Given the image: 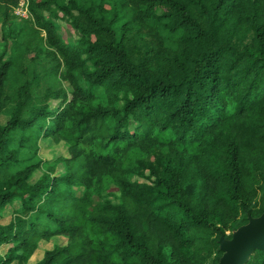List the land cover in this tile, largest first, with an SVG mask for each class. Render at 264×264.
Masks as SVG:
<instances>
[{"label": "trees", "instance_id": "trees-1", "mask_svg": "<svg viewBox=\"0 0 264 264\" xmlns=\"http://www.w3.org/2000/svg\"><path fill=\"white\" fill-rule=\"evenodd\" d=\"M18 3L0 0L4 22ZM30 8L0 55V116L14 107L0 123V209L22 203L0 225V264H32L55 236L67 244L35 264H218L220 238L264 213V0ZM43 137L67 156L44 162ZM113 188L119 202L96 201Z\"/></svg>", "mask_w": 264, "mask_h": 264}, {"label": "rangeland", "instance_id": "rangeland-1", "mask_svg": "<svg viewBox=\"0 0 264 264\" xmlns=\"http://www.w3.org/2000/svg\"><path fill=\"white\" fill-rule=\"evenodd\" d=\"M17 7L14 8V10L11 12V18L4 22L3 19H5V15H3L2 12H0V55L7 60L11 57L12 54L6 51H12L14 49V38L9 34L10 27H30L32 24L33 16L31 8L29 9V18H25L22 13H20L17 9ZM19 13V14H18ZM21 14V15H20ZM23 15V16H22ZM63 13H59V17L56 18L57 24L60 25L61 32L63 33V36L65 39H71L73 41H77L81 38V35L78 30L71 27V25L64 20L62 17ZM27 33V30L24 34ZM21 38H24L22 36ZM32 68V66L30 65ZM60 104V100H52L51 101V108L55 109ZM13 105L7 107L0 116V123L6 124L8 120L11 117V114L13 112ZM39 156L44 162H48L49 164H52L53 162L57 161L62 156H67V151L64 146L57 145L52 139L43 137L40 141V149H39ZM63 173V170L59 167L57 174L60 175ZM41 177V172H37L34 174L32 180L38 179ZM136 179L145 182L146 180L144 178H138ZM119 196L120 191L118 188H113L110 190L107 194H105L103 197H96V201L102 202L105 199H111L114 202H119ZM22 210V203L20 200H15L14 202L6 205L4 208L0 209V225L5 226L8 225L16 216L17 212H21ZM33 217L39 216L38 212L32 213ZM231 232L229 231L228 234ZM68 238L65 236H55L50 241H41L39 248L35 252V254L30 258L29 263L35 264L40 262L45 255V251L47 249H51L54 247V245L59 246H65L67 244ZM9 248L8 244L1 246V252L3 254L6 253L7 249Z\"/></svg>", "mask_w": 264, "mask_h": 264}, {"label": "water", "instance_id": "water-1", "mask_svg": "<svg viewBox=\"0 0 264 264\" xmlns=\"http://www.w3.org/2000/svg\"><path fill=\"white\" fill-rule=\"evenodd\" d=\"M219 242L224 254L218 264H246L257 249L264 251V213L251 216L232 238L222 236Z\"/></svg>", "mask_w": 264, "mask_h": 264}, {"label": "built area", "instance_id": "built-area-1", "mask_svg": "<svg viewBox=\"0 0 264 264\" xmlns=\"http://www.w3.org/2000/svg\"><path fill=\"white\" fill-rule=\"evenodd\" d=\"M16 7H17L16 9L20 13H22L25 18H29V12H30L29 9L31 7V0H19V3H18V5Z\"/></svg>", "mask_w": 264, "mask_h": 264}]
</instances>
